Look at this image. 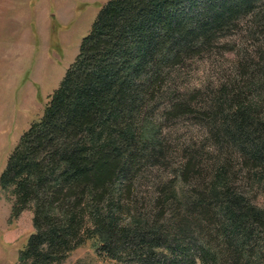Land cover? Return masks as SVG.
Wrapping results in <instances>:
<instances>
[{"label": "trees", "instance_id": "16d2710c", "mask_svg": "<svg viewBox=\"0 0 264 264\" xmlns=\"http://www.w3.org/2000/svg\"><path fill=\"white\" fill-rule=\"evenodd\" d=\"M261 1L107 0L0 172L11 216L32 213L15 264H60L86 242L106 264H264V209L251 200L264 197L258 103L234 87L204 106L173 87L178 64ZM159 102L163 117L193 114L215 146L180 149L166 179Z\"/></svg>", "mask_w": 264, "mask_h": 264}, {"label": "rangeland", "instance_id": "374dc122", "mask_svg": "<svg viewBox=\"0 0 264 264\" xmlns=\"http://www.w3.org/2000/svg\"><path fill=\"white\" fill-rule=\"evenodd\" d=\"M106 2L0 0V172L20 135L41 115L49 94L59 85ZM173 87L180 98L204 106L210 105V97L217 92L240 87L246 101L258 103L259 115L264 117V1L255 14L239 19L229 32L213 40L209 49L178 64ZM159 103L153 117L160 123L171 153L155 174L166 179L183 160L180 149L213 152L215 146L193 114L163 117V103ZM151 177L135 188L142 200L151 193ZM252 193L253 203L264 209V197L257 189ZM11 202V195L0 188V264L16 263L18 250L32 231L31 211L12 217ZM60 264L106 262L86 242Z\"/></svg>", "mask_w": 264, "mask_h": 264}]
</instances>
